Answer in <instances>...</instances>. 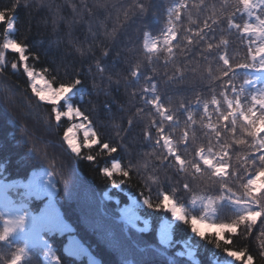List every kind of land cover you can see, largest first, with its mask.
Returning a JSON list of instances; mask_svg holds the SVG:
<instances>
[{
	"label": "trees",
	"instance_id": "trees-1",
	"mask_svg": "<svg viewBox=\"0 0 264 264\" xmlns=\"http://www.w3.org/2000/svg\"><path fill=\"white\" fill-rule=\"evenodd\" d=\"M205 1L200 0V22L196 21L192 0H186V10L180 11L178 20L173 16L170 25V10L181 3L179 0H105L95 9L92 0H0V11L5 13L0 22V46L6 38L24 45L29 68L54 87L79 78L81 84L55 107L61 112L73 107L82 113V117L62 116L57 121L53 105L40 101L32 92V82L19 66V57L4 52L0 64V183L13 184L21 193H35L33 178L48 168L51 187L47 191L52 197H32L31 208L54 201L58 212L47 225L51 232L48 245L27 249L17 236L8 235L0 240V264H12L17 255V264H246L249 255L253 264H264V217L257 218L250 231L240 225L235 234L225 233L230 240L227 245L218 244L214 234L195 232L191 224L193 218L210 224L234 223L243 209L232 202L233 194L243 197V184L259 165L258 158L252 163V139L241 130L243 122L237 121L235 132L231 131L230 123L225 127L211 105L215 97L226 111L221 92L229 98L233 94L231 87L216 81L224 66L219 56L209 57L207 33L213 36L219 30L217 23L221 22L213 24V19L234 15L236 0ZM65 9L76 13L80 22L71 30H66L70 15ZM206 21L214 31L205 30L201 40L195 33ZM170 26L175 28L176 39L165 45L164 35ZM70 35L74 48L68 43ZM145 35L157 44L153 54L143 47ZM236 50L240 53L237 64L248 62L245 46ZM13 63L18 65L16 69L11 67ZM132 70L143 74L138 82L133 81ZM237 71L241 76L249 75V71ZM152 84L174 116L173 122L164 121V128L174 150L186 162L183 167L167 153L163 141L156 143L151 125L160 117L143 98L153 95ZM145 87L149 88L147 94ZM205 102L210 118L204 115ZM189 111L195 123L188 121ZM209 123L220 130L219 142L214 130L207 127ZM73 125L78 130V155L64 140V133ZM78 125L95 133L99 143L85 148L83 127ZM145 131L151 133V139L145 137ZM185 132L188 143L182 142ZM240 139L245 143H236ZM103 143L116 147L117 152L103 150ZM225 146L229 167L223 176H212L202 163L200 173L189 166L198 159L196 150L211 147L213 153H219ZM113 162H119L121 171L129 175L114 172L111 178L106 176L104 170ZM66 172L73 183L88 190L96 204L93 215L79 205L80 196L73 184L64 185ZM164 196L183 210L184 219L176 220L163 206ZM130 203L144 231L125 233L116 220ZM164 223L171 225L167 246L158 240ZM113 239L115 246L123 245L128 254L119 255L111 244ZM70 240L75 247L68 254L65 246ZM231 250L243 251L245 256L237 261L229 254Z\"/></svg>",
	"mask_w": 264,
	"mask_h": 264
},
{
	"label": "snow or ice",
	"instance_id": "snow-or-ice-1",
	"mask_svg": "<svg viewBox=\"0 0 264 264\" xmlns=\"http://www.w3.org/2000/svg\"><path fill=\"white\" fill-rule=\"evenodd\" d=\"M240 6H242L243 14H246L250 17V20L245 21L243 27L237 23H234L231 16L228 18V27L236 28L241 31V34L245 37L250 38V47H249V62L239 63L237 65H232L230 63L229 56L226 54L219 55V61L223 63V68L221 72L223 76L228 77V82L225 84V87H231L233 98H229L224 92H221V95L224 96L223 103L226 104V111H223L220 106V101H218L215 97L211 100V105L214 107L218 118L221 122H225V127L230 123L231 131L235 132L237 121H242L241 130L248 136L252 138V142L250 147L254 150L252 155V163L255 164L258 158L259 165L256 167V172L253 176H250L246 183L243 184L244 195L243 197H236L233 194L232 202L239 205L243 209V214H241L234 223H219V224H210L203 219H192L191 224L193 230L201 235H209L214 234L216 238V242L221 244L223 242L225 245L230 243L229 239L225 238V233L235 234L238 230V226L244 225L245 231H250L252 225L257 222V218L264 217V89H260L257 91H252L249 93L250 104H241L240 96L244 92L245 86L251 83L250 80L245 79L244 84L241 85L240 91H237L234 85H232L231 81L235 78L236 71L238 69H243L244 71L249 70H259L264 73V18H261L259 15H253L256 11L257 7H264V0H238ZM186 10L185 0H181V3L177 4L174 9L170 10V18L169 24L172 25L174 20L172 17L174 16L176 20L180 18V11ZM5 20V13L0 11V22ZM255 20V23L251 21ZM212 23L215 24L216 20L213 19ZM12 28V23L8 22V29ZM214 31L207 21L205 22L204 28L195 33V36L199 37L201 40L205 39L206 32ZM176 39V31L175 28L169 27L166 30L164 35V44L170 45L172 40ZM189 43H192L189 40ZM221 43L226 44V41H221ZM252 44H255L254 52L252 48ZM144 49L148 54H153L157 51V44L155 42H149L147 35H145V42L143 44ZM208 49L211 50L213 48L212 43H208ZM2 51H0V62L4 60V52L11 51L15 53L19 57V66L23 68V72L32 82L31 88L32 92L39 98L40 101L53 105L52 112L55 114V119L57 121L61 120L62 116H66L71 118L72 116L82 117V113L79 109H74L73 107H68L67 111L61 112L58 111L55 107L61 101H64L66 97H68L69 93H71L78 85L81 84V80L79 78L71 81L67 84L61 83L60 86L54 87L49 84L48 80L44 78L43 75H39L33 70H31L28 66V57L26 55V48L24 45L19 43L13 39H5L2 46ZM171 47L168 48V52L171 53ZM207 59V57H205ZM13 69H16L18 65L13 63L11 65ZM134 82H138L142 78V73L137 70H132L130 73ZM264 79V77H262ZM151 91L153 95L151 98L147 96L143 97L145 103L151 105L152 109L155 110V113L160 117L159 122L153 121L151 127L155 129L157 140L156 143L159 144L160 141H163V147L166 149L167 153L174 157L175 163L177 165H181L182 167L185 165V160H183L180 155L174 150V146L172 144L171 138L169 135L165 133L164 121L173 122L174 116L170 114L169 110L166 109L162 103L161 97L156 94V85H151ZM143 92L147 94L149 92V88L145 87ZM183 107V105H181ZM209 104L205 102L203 104L204 115L209 116L210 113L208 111ZM189 122L195 123L193 119V115L191 111L188 113L187 117ZM132 122L129 121V124ZM175 126V125H172ZM77 127H83V125H78ZM207 127L212 128L215 132V136L217 141L219 142V137L221 135L220 130L215 128L214 125L209 123ZM84 131V147L88 148L92 145L99 143L96 138V134L90 132L87 127H83ZM74 132L73 128H68L64 133V140L67 142L68 148L72 153L79 154L80 147L73 137L72 133ZM145 137L147 139H151V133L145 131ZM182 142L188 143V133L185 132V135L182 137ZM236 143L244 144L245 141L240 139L237 140ZM102 149L108 151L110 153H116L117 148L110 146L108 143L102 144ZM256 153H259L258 157ZM195 157L198 159H194L190 163V167L194 169L195 173L201 172L200 163L203 166L210 170V174L212 176L221 177L223 176L229 165L227 162L228 152L227 146L221 149L219 153H213L211 147L205 151L204 148H200L195 151ZM218 157V158H217ZM87 159L92 160V156H88ZM120 173L122 176L127 177L129 175L126 171H121V165L119 162H113L111 168H107L104 170V174L111 178L113 173ZM185 187H188L185 185ZM212 201H209L211 204ZM163 206L168 210H171V213L180 219H184L183 210L178 207L168 196L163 197ZM22 223V221H21ZM207 230H214V232H209ZM14 231L13 227H6L2 233H0V240L5 239L8 234ZM23 250H20L19 253H22ZM229 254L232 258L239 261L241 257L245 256L243 251H233L231 250ZM20 259V256L17 255L12 264H17V261ZM246 264H253V257L251 255L246 257Z\"/></svg>",
	"mask_w": 264,
	"mask_h": 264
},
{
	"label": "rangeland",
	"instance_id": "rangeland-1",
	"mask_svg": "<svg viewBox=\"0 0 264 264\" xmlns=\"http://www.w3.org/2000/svg\"><path fill=\"white\" fill-rule=\"evenodd\" d=\"M105 0H92L91 3V7L92 9L97 8L98 6H100ZM54 2V0H53ZM62 5H64V3H61ZM65 13L67 12V14H69L70 16L66 19V23H67V29L66 30H70L75 26L78 25L80 22L78 20V18H76L74 15L76 13L73 12H68L66 9L64 11ZM81 13V12H79ZM83 13V12H82ZM71 34V32H70ZM71 36V35H70ZM73 36H71L72 38ZM70 38V37H69ZM68 38V43H70L73 47V38L69 39ZM67 39V37H66ZM72 40V41H71ZM74 48V47H73ZM81 54H83L82 50H80ZM76 54V52H75ZM85 56V55H84ZM3 62V61H2ZM0 62V64L2 63ZM263 81V89H264V79H262ZM232 85L235 84V81H231ZM71 128L74 129V132L72 133L73 137L75 138L76 142H77V133L78 130L76 128V125L71 126ZM252 139V138H251ZM133 158L135 159V155H133ZM68 172L65 173V178H64V185L67 187V182L68 183H72L74 189H77L76 193L80 196L79 199V205L82 206L85 211H87L89 213V215H93L94 209L95 208V203L92 200L93 198H89L88 196V190H84L85 188L83 187L84 185L79 184L76 185V182L73 183L72 182V177L69 175L68 177ZM71 177V178H70ZM74 180V179H73ZM34 181H40V183H45L49 181V172L48 170H43L40 174V176L36 177L34 179ZM61 181V180H60ZM10 185L8 186H2L0 185V210L4 213V222H3V226L6 227H13L14 231H11L10 233H17L22 235L23 240L25 242V244L27 245H33L34 243L38 242V241H42L43 238V225L46 221L49 220L48 217V211H56V207L51 204L50 206L46 207V208H42L40 209L37 213H31L28 212L27 210V204L21 199L18 200H14L9 194H8V190L10 189ZM78 201V200H77ZM119 219H121L122 223V228L123 231L125 232H129V231H144L145 228L140 227L138 225V214L134 208V206L132 205V203L128 204L125 208L122 209V211L120 212V217ZM179 218L176 217V220H178ZM22 221V223H21ZM143 226V225H142ZM146 226V224H144V227ZM170 229H171V225L170 224H166L164 223L161 227V230L158 234V240L160 242V245L162 246H167V244L170 242ZM105 233H108L111 236V234L108 232V230L104 231ZM116 239L111 240V244L113 245V247L115 246ZM131 248V246H130ZM72 246L71 244L67 247L68 251H71ZM115 249H117L122 255V254H128L126 249H124V246L119 244L115 246ZM132 249V248H131ZM143 248H141L140 250L142 251ZM139 252V251H138ZM143 252V251H142Z\"/></svg>",
	"mask_w": 264,
	"mask_h": 264
},
{
	"label": "clouds",
	"instance_id": "clouds-1",
	"mask_svg": "<svg viewBox=\"0 0 264 264\" xmlns=\"http://www.w3.org/2000/svg\"><path fill=\"white\" fill-rule=\"evenodd\" d=\"M170 212H171V210H169ZM193 219H195V218H193Z\"/></svg>",
	"mask_w": 264,
	"mask_h": 264
},
{
	"label": "bare ground",
	"instance_id": "bare-ground-1",
	"mask_svg": "<svg viewBox=\"0 0 264 264\" xmlns=\"http://www.w3.org/2000/svg\"><path fill=\"white\" fill-rule=\"evenodd\" d=\"M168 245V244H167Z\"/></svg>",
	"mask_w": 264,
	"mask_h": 264
}]
</instances>
